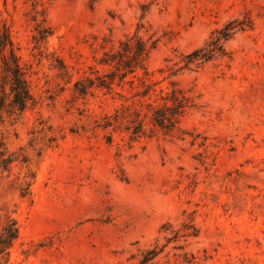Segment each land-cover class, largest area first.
<instances>
[{"label":"rangeland","instance_id":"obj_1","mask_svg":"<svg viewBox=\"0 0 264 264\" xmlns=\"http://www.w3.org/2000/svg\"><path fill=\"white\" fill-rule=\"evenodd\" d=\"M248 18L226 55L187 65L229 21ZM0 25L34 96L17 121L0 111V141L23 147L35 172L22 197L14 184L26 168L0 171V233L9 214L19 228L0 264H134L139 247L155 245L152 264H264V0H0ZM134 33L151 46L147 72L98 86L113 68L105 53ZM172 87L193 105L167 131L148 105ZM131 117L144 123L136 139ZM35 134L55 138L41 157ZM184 221L197 236L165 225Z\"/></svg>","mask_w":264,"mask_h":264},{"label":"trees","instance_id":"obj_2","mask_svg":"<svg viewBox=\"0 0 264 264\" xmlns=\"http://www.w3.org/2000/svg\"><path fill=\"white\" fill-rule=\"evenodd\" d=\"M36 12L39 13L37 8ZM247 25L252 26L250 18L247 20L236 19L229 21L221 30L217 31L214 36L211 35L203 46L192 50L186 55L187 65L193 64L199 67L211 59L213 60L218 56L226 55V41L236 29L243 30ZM39 30L42 37L47 36L51 32L50 26L45 24L44 19L40 21ZM0 46L3 52L2 64L0 66V111L8 113L11 119L17 121L23 116L29 103L33 101L34 96L29 84L30 80L26 75L25 69L21 66L20 58L14 49V42L10 36L9 30L3 25H0ZM150 48L151 46L148 45L147 41L136 33L121 41L120 49L110 50L105 53L101 62L105 65H112L113 68L110 72L105 74V76L99 77L100 85L98 86L111 88L117 76L120 81L123 82L130 73H136L140 69L147 72V59ZM107 78H110V81H108ZM91 85H93L92 79L77 81L75 88L77 93L85 95L89 91ZM151 86L152 85L146 86V90H144L142 94L146 95ZM161 98L164 100L161 106H153V103H149L148 105L153 111V122L162 129L173 131L180 123L186 109L193 105L192 99L183 89L177 87H172L170 91L162 95ZM128 114L124 112L123 115L120 116L126 117ZM117 119H120V117L117 116ZM143 124V120L131 117L130 124H127L125 129L131 130L132 138L136 139L145 132ZM40 139L41 141H39ZM42 139L44 138L38 137V135L35 134L29 143L31 147L37 150L38 157L42 156L44 147L47 143L55 140L53 136L43 141ZM31 160V156L23 147L11 151L6 146L4 140L0 141L1 173H7V177L10 176L12 163L14 161H18L24 169L26 168L23 175L16 178L14 184L16 190H18L22 197L31 195V183L35 178V172L31 168ZM192 221H184L182 227L177 229L173 228L169 222L165 225L172 228V232L175 234L174 237H193L197 236L199 231ZM17 236H19V228L16 218L9 214L3 230L0 233V254L7 253L13 240L17 238ZM162 251L163 248L158 245L143 248L139 247L138 253L133 255L134 258L137 256L139 257L134 264H152L154 259L157 258Z\"/></svg>","mask_w":264,"mask_h":264}]
</instances>
